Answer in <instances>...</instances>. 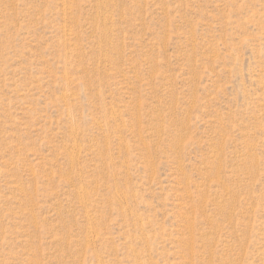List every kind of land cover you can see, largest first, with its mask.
Returning <instances> with one entry per match:
<instances>
[{"label":"rangeland","instance_id":"rangeland-1","mask_svg":"<svg viewBox=\"0 0 264 264\" xmlns=\"http://www.w3.org/2000/svg\"><path fill=\"white\" fill-rule=\"evenodd\" d=\"M0 264H264V0H0Z\"/></svg>","mask_w":264,"mask_h":264}]
</instances>
